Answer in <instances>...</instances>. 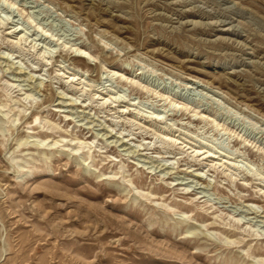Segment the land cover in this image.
<instances>
[{"label": "rangeland", "instance_id": "rangeland-1", "mask_svg": "<svg viewBox=\"0 0 264 264\" xmlns=\"http://www.w3.org/2000/svg\"><path fill=\"white\" fill-rule=\"evenodd\" d=\"M0 264H264V0H0Z\"/></svg>", "mask_w": 264, "mask_h": 264}, {"label": "bare ground", "instance_id": "bare-ground-1", "mask_svg": "<svg viewBox=\"0 0 264 264\" xmlns=\"http://www.w3.org/2000/svg\"><path fill=\"white\" fill-rule=\"evenodd\" d=\"M80 51V50H79ZM86 53L85 52H79V53H77V54H75V56H77V57H81V58H84V59H87V57H86V55H85ZM189 88V87H188ZM204 153H206V152H204ZM208 157H212V155H209ZM199 176H200V174H199ZM56 196V195H55Z\"/></svg>", "mask_w": 264, "mask_h": 264}]
</instances>
